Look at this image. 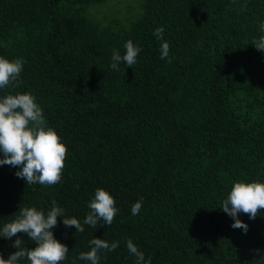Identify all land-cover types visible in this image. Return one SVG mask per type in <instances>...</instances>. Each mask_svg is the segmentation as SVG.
Returning <instances> with one entry per match:
<instances>
[{
  "label": "trees",
  "instance_id": "trees-1",
  "mask_svg": "<svg viewBox=\"0 0 264 264\" xmlns=\"http://www.w3.org/2000/svg\"><path fill=\"white\" fill-rule=\"evenodd\" d=\"M102 1L0 0V57L24 60L0 99L33 95L68 149L51 186L0 165V231L19 209L47 215L55 201L84 227L57 217L53 235L69 249L60 264H90L79 255L94 238L119 242L99 264H136L129 239L150 264H264V209L239 214L245 233L220 208L234 183H264V51L251 43L264 35V0H139L121 23L86 13ZM128 41L141 49L136 64L112 69L113 50L124 55ZM98 188L118 212L94 228L83 221ZM16 238L0 236L5 259Z\"/></svg>",
  "mask_w": 264,
  "mask_h": 264
},
{
  "label": "clouds",
  "instance_id": "clouds-1",
  "mask_svg": "<svg viewBox=\"0 0 264 264\" xmlns=\"http://www.w3.org/2000/svg\"><path fill=\"white\" fill-rule=\"evenodd\" d=\"M264 31V24H261ZM164 28L158 27L154 30L157 39H163ZM251 43L258 50L264 51V35L254 39ZM126 52L121 55L118 50H113L111 68L119 70L121 63L133 67L137 62L138 53L141 49L132 41L124 45ZM169 43L163 42L160 46L161 59L169 56ZM169 63L171 60L168 61ZM24 60L16 59L9 61L0 57V89L7 88L17 81L23 70ZM68 149L61 142L60 137L54 129L45 127L43 110L35 102L30 93L9 94L0 99V165L19 166L16 172L18 178L25 180L26 184H40L51 186L60 182L61 174L65 166ZM115 199L108 191L98 188L94 198L88 204L91 210L83 223L96 227L99 220L104 225L110 226L116 216L118 209ZM142 207L141 201H137L131 208L133 216L139 214ZM226 214L233 218L234 229L248 231V225L239 219V214L244 213L250 219H255L261 209H264V183L262 182H236L226 199L220 207ZM65 210L57 207L53 201V207L47 215L35 207L19 209V216L12 222L5 224L0 236L12 240L17 237L13 246L17 249L7 259L0 255V264H19L27 258L29 264H60L66 259L69 252L67 245L57 240L52 229L57 226V217H63L66 227L74 226L76 231L83 232L84 227L75 218H68ZM102 226V225H101ZM18 233H26L30 240L36 242L34 249L23 247V240ZM92 245L88 252H81L80 260L99 264L102 251H114L119 242L109 243L101 238L90 241ZM127 248L130 254L136 256V264H150L146 262L144 253L139 251L131 239L127 240Z\"/></svg>",
  "mask_w": 264,
  "mask_h": 264
},
{
  "label": "rangeland",
  "instance_id": "rangeland-1",
  "mask_svg": "<svg viewBox=\"0 0 264 264\" xmlns=\"http://www.w3.org/2000/svg\"><path fill=\"white\" fill-rule=\"evenodd\" d=\"M139 7V0H104L91 4L86 13L94 18L104 20L106 18H118L120 23L133 16L136 8ZM125 22V21H124Z\"/></svg>",
  "mask_w": 264,
  "mask_h": 264
}]
</instances>
